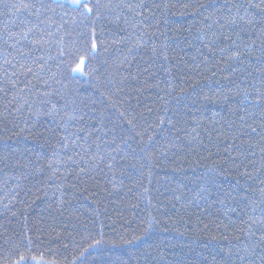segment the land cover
Returning a JSON list of instances; mask_svg holds the SVG:
<instances>
[{
    "label": "trees",
    "instance_id": "16d2710c",
    "mask_svg": "<svg viewBox=\"0 0 264 264\" xmlns=\"http://www.w3.org/2000/svg\"><path fill=\"white\" fill-rule=\"evenodd\" d=\"M0 264H264V0H0Z\"/></svg>",
    "mask_w": 264,
    "mask_h": 264
},
{
    "label": "snow or ice",
    "instance_id": "6c2138e0",
    "mask_svg": "<svg viewBox=\"0 0 264 264\" xmlns=\"http://www.w3.org/2000/svg\"><path fill=\"white\" fill-rule=\"evenodd\" d=\"M74 2H75V3H79V0H74ZM85 7H87V5H85ZM89 11H90V9H89ZM94 46H95V45H94ZM97 243H99V241H98Z\"/></svg>",
    "mask_w": 264,
    "mask_h": 264
}]
</instances>
